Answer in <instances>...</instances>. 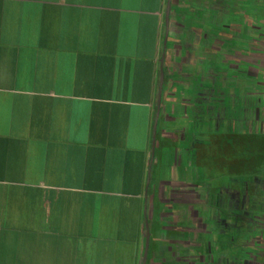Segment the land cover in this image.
<instances>
[{
    "label": "crops",
    "instance_id": "crops-1",
    "mask_svg": "<svg viewBox=\"0 0 264 264\" xmlns=\"http://www.w3.org/2000/svg\"><path fill=\"white\" fill-rule=\"evenodd\" d=\"M166 3L0 0V264H142L145 220L146 264H208L202 128L249 85L240 0H171L167 26Z\"/></svg>",
    "mask_w": 264,
    "mask_h": 264
},
{
    "label": "rangeland",
    "instance_id": "rangeland-1",
    "mask_svg": "<svg viewBox=\"0 0 264 264\" xmlns=\"http://www.w3.org/2000/svg\"><path fill=\"white\" fill-rule=\"evenodd\" d=\"M239 11L240 49L248 54L241 57L240 73H226L249 85L241 83L242 90L236 89L229 96L235 99L234 104L229 107L225 103L226 112L219 122L210 112L209 126L202 128L209 137L218 132V142L209 144L203 172L209 198L208 230L204 235L212 264L218 263L223 248L226 259L247 264L251 258L242 251H253L251 234L264 246V0H240ZM222 195L226 199L224 212L216 206L217 197ZM235 198L240 206L229 207ZM234 212L239 218L233 216Z\"/></svg>",
    "mask_w": 264,
    "mask_h": 264
},
{
    "label": "water",
    "instance_id": "water-1",
    "mask_svg": "<svg viewBox=\"0 0 264 264\" xmlns=\"http://www.w3.org/2000/svg\"><path fill=\"white\" fill-rule=\"evenodd\" d=\"M170 1L171 0H167V3H166V7H167L166 8V13H165L166 26H167L168 21H169ZM162 88H163V71H162V69H160V79H159L158 94H157V112H156L155 121H154V125H153L152 156H153L154 147H155L156 124H157L159 111H160ZM145 231H146V235H145V250H144V254H143L142 264H146V261H147L148 241H149V231H148L147 220H145Z\"/></svg>",
    "mask_w": 264,
    "mask_h": 264
},
{
    "label": "flooded vegetation",
    "instance_id": "flooded-vegetation-1",
    "mask_svg": "<svg viewBox=\"0 0 264 264\" xmlns=\"http://www.w3.org/2000/svg\"><path fill=\"white\" fill-rule=\"evenodd\" d=\"M234 200L236 201V206H240L239 200L236 198ZM229 207H231V205ZM233 216L239 218L238 214H236L235 212L233 213ZM252 235L253 234H251L250 236V240L251 243L254 245V247H253V251L250 252L249 258H251V260L249 259L247 264H264V246H261L260 243L257 242L258 239L256 238L254 239ZM211 262L212 261L209 258V254H208V264H212ZM239 264H244V262H240Z\"/></svg>",
    "mask_w": 264,
    "mask_h": 264
}]
</instances>
